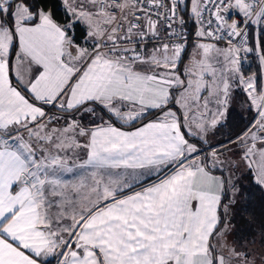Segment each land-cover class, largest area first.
Wrapping results in <instances>:
<instances>
[{"label": "snow or ice", "instance_id": "1", "mask_svg": "<svg viewBox=\"0 0 264 264\" xmlns=\"http://www.w3.org/2000/svg\"><path fill=\"white\" fill-rule=\"evenodd\" d=\"M242 178L264 189V0H0V264H264Z\"/></svg>", "mask_w": 264, "mask_h": 264}, {"label": "trees", "instance_id": "2", "mask_svg": "<svg viewBox=\"0 0 264 264\" xmlns=\"http://www.w3.org/2000/svg\"><path fill=\"white\" fill-rule=\"evenodd\" d=\"M190 30H191V26ZM255 62V60H254ZM255 70L258 71V63H254ZM244 99L242 93L239 99ZM253 114L248 109L245 111L231 110L227 121V127L223 129L216 141L225 138L228 133L233 135L243 130L251 121ZM236 225L240 235L245 237H255L258 235L261 226L264 225V191L256 185L251 178L241 186L240 203L237 205Z\"/></svg>", "mask_w": 264, "mask_h": 264}, {"label": "crops", "instance_id": "3", "mask_svg": "<svg viewBox=\"0 0 264 264\" xmlns=\"http://www.w3.org/2000/svg\"><path fill=\"white\" fill-rule=\"evenodd\" d=\"M252 65H250L249 67H248V70H247V73L246 74H251L252 72H255L256 70H255V67L253 66V63H251ZM242 93V92H241ZM243 94V93H242ZM244 95V94H243ZM241 104V106H240V110H238V111H245L246 109H248L247 108V105L244 103V99L242 98H240L239 99V95H237L236 96V98H235V101L233 102V104L230 106V111L231 110H236L235 109V107H237V104ZM253 115H254V113H252Z\"/></svg>", "mask_w": 264, "mask_h": 264}, {"label": "rangeland", "instance_id": "4", "mask_svg": "<svg viewBox=\"0 0 264 264\" xmlns=\"http://www.w3.org/2000/svg\"><path fill=\"white\" fill-rule=\"evenodd\" d=\"M256 62V61H255ZM254 59H249L248 61H245L243 64H242V70L245 72V73H247V70H248V67L250 66V65H252L251 63H253V66H254ZM258 63V62H257ZM240 106H241V104H237V107H235V109L236 110H240ZM246 180L247 179H245V178H242L240 181H239V183H240V186H242L245 182H246ZM263 191H264V189H263Z\"/></svg>", "mask_w": 264, "mask_h": 264}]
</instances>
